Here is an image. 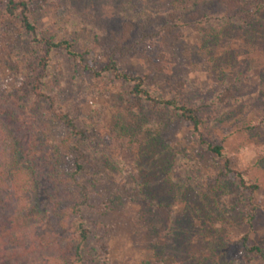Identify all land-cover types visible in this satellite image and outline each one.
I'll return each instance as SVG.
<instances>
[{"label":"rangeland","instance_id":"obj_1","mask_svg":"<svg viewBox=\"0 0 264 264\" xmlns=\"http://www.w3.org/2000/svg\"><path fill=\"white\" fill-rule=\"evenodd\" d=\"M28 3L37 32L70 43L87 65L53 51L46 86L88 135L81 154L60 145L61 170L81 164L75 179L88 190L84 264H264L258 252L245 253H264V0ZM39 53L0 4V98L21 95ZM109 61L156 97L195 107L202 141L223 145L231 172L175 112L131 109L128 83L94 75ZM20 101L9 105L14 115L45 121L53 141H67L43 99Z\"/></svg>","mask_w":264,"mask_h":264},{"label":"trees","instance_id":"obj_2","mask_svg":"<svg viewBox=\"0 0 264 264\" xmlns=\"http://www.w3.org/2000/svg\"><path fill=\"white\" fill-rule=\"evenodd\" d=\"M28 2L0 0L6 16L15 19L18 26L34 38L40 49L20 97L0 98V115H5L0 125L6 124L0 131L2 138L8 140L4 164L0 163V264H42L47 254L44 264H84L90 228L80 213L87 205L88 190L75 179L81 164L76 163L77 171L70 174L61 170L63 159L60 145L67 144L81 154L78 145L85 142L88 135L85 129L76 126L67 112L57 106L46 86L53 51L62 49L72 60H78L84 67L87 65L83 54L73 52L70 43L55 41L37 32L29 18ZM103 72H110L128 83L131 109L139 108L144 103L152 109H170L191 123L199 142L205 144L209 152L225 159L223 145L202 141V121L195 107L180 103L175 97H156L144 87L143 78L118 72L113 61H109L94 75L99 77ZM259 85L264 94V67L260 71ZM29 96L44 100L46 111L65 127L67 141L56 143L49 135L47 122L32 117L29 124L25 117L19 119L9 109L10 103L20 107V98ZM223 168L224 174L231 172L227 159L224 160ZM18 210L23 212L19 216V223L15 214ZM26 224L31 228L26 229ZM252 251L258 252L264 259V253L258 247L245 249L246 254Z\"/></svg>","mask_w":264,"mask_h":264}]
</instances>
